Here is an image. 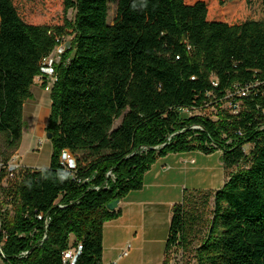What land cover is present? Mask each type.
Masks as SVG:
<instances>
[{"label": "trees", "instance_id": "obj_1", "mask_svg": "<svg viewBox=\"0 0 264 264\" xmlns=\"http://www.w3.org/2000/svg\"><path fill=\"white\" fill-rule=\"evenodd\" d=\"M13 1L0 0V164L20 147L42 59L73 38L53 69L49 167H22L6 189L0 167L12 208L0 209V260L63 264L72 236L74 264H103V227L122 215L110 204L141 190L159 158L220 152L224 170L243 168L202 197L213 198V219L193 263L264 264V0H117L111 25L109 0H63L75 16L56 26L25 23ZM192 107L215 114L179 112ZM64 151L74 170L61 165ZM198 193L173 206L162 264L191 246Z\"/></svg>", "mask_w": 264, "mask_h": 264}, {"label": "rangeland", "instance_id": "obj_2", "mask_svg": "<svg viewBox=\"0 0 264 264\" xmlns=\"http://www.w3.org/2000/svg\"><path fill=\"white\" fill-rule=\"evenodd\" d=\"M185 2H189V0H185ZM13 3L19 16L27 24L56 26L62 25L65 19L73 21L75 16L74 11L64 13L63 0H14ZM116 6L117 0H109L107 21L110 25L116 18ZM43 85L36 78L31 87L32 97L25 103L23 109L24 128L21 144L12 156V158L18 157L21 167L37 170L49 167L52 154L51 142L46 139V127L50 113V94L43 89ZM230 108L231 104L228 103H224L222 106V109L231 110ZM200 114L214 115L215 111L212 108H206ZM212 118L214 119V116ZM118 124L119 121H116L114 127L118 126ZM249 151V147H245V152ZM188 157L193 158L195 161L194 164L187 165L185 167L186 170L179 177L178 182L182 186L179 190V195L182 201L184 194L187 196L200 192L193 195V201L198 205L201 220L195 225V236L192 238L191 246L184 251L178 246L171 248L168 253V264H194L192 260L193 253L205 240L213 219V198L211 197L205 205L202 197L209 193L213 196L214 191L207 190H214L216 187H220L222 180L226 182L231 174L243 168V165H240L223 172L221 154L219 152L212 155L191 152ZM1 160L3 159L0 158ZM13 180L7 177L1 182V187L6 189L12 185ZM6 203V193L2 191L0 192V209L2 211L7 210L9 215H11L12 208ZM169 226L170 211L166 210V212L161 214V219L158 222L157 234L160 233L158 235L159 242L152 249V263L150 264H161ZM71 241L74 242V239H71ZM129 247L130 249L126 248L128 249L127 255L121 257L120 264H144L145 259L137 252L136 247L134 245Z\"/></svg>", "mask_w": 264, "mask_h": 264}, {"label": "crops", "instance_id": "obj_3", "mask_svg": "<svg viewBox=\"0 0 264 264\" xmlns=\"http://www.w3.org/2000/svg\"><path fill=\"white\" fill-rule=\"evenodd\" d=\"M190 153L169 154L159 158L144 175L143 188L130 192L118 204L121 217L105 223L103 227V264H120L121 253L127 247L130 249L131 245L145 259L144 264L152 263V249L159 242L160 233L157 234V231L161 214L169 210L171 220L173 206L181 203L179 190L182 186L178 181L185 167L190 164L187 162L194 160L188 157ZM221 183L220 187L207 191L219 190L225 184L224 180ZM163 258L164 252L162 262Z\"/></svg>", "mask_w": 264, "mask_h": 264}, {"label": "built area", "instance_id": "obj_4", "mask_svg": "<svg viewBox=\"0 0 264 264\" xmlns=\"http://www.w3.org/2000/svg\"><path fill=\"white\" fill-rule=\"evenodd\" d=\"M73 36H66L56 39L57 46L54 48V50L45 58L42 59L41 62V75L38 77V80L42 82V84L46 83L45 91L50 92V89L52 87V84L55 81L54 78V65L58 64L60 61L61 56L70 48V42L72 40ZM213 86H216L215 80L212 82ZM257 84L255 85H248L242 88H237L235 94L238 97H246L249 94V91L253 88H255ZM232 94L230 96H233ZM231 108L233 109V112H235L238 109V104H235L234 106L231 105ZM180 114L184 117H194V116H201L200 113L202 111L200 109H196L194 107L192 108H183L179 110ZM197 129L198 127H194ZM241 135L240 133H238ZM245 147H249V150L251 149V145H246L243 147L244 154H248L249 152H245ZM12 158V157H11ZM18 157H13L10 159V161L6 165L0 164V167L5 168L7 177L12 179L14 175L22 168L19 165V161L17 159ZM60 163L63 166V168L67 171L74 170L75 169V160L72 157V155L68 151H64L60 158ZM190 164H194V160H190ZM45 222H47L45 220ZM46 225V223H45ZM129 249V248H128ZM122 252L121 257L127 255V251ZM80 252V245L75 246L74 242H69V248L67 251L63 253V264H74L77 256ZM1 264H6L3 260H0Z\"/></svg>", "mask_w": 264, "mask_h": 264}, {"label": "water", "instance_id": "obj_5", "mask_svg": "<svg viewBox=\"0 0 264 264\" xmlns=\"http://www.w3.org/2000/svg\"><path fill=\"white\" fill-rule=\"evenodd\" d=\"M46 139H47V140H51V139H52V135L49 134V133H47V134H46ZM116 205H118V202H117V201L114 202V203H112V204H110V205L108 206V209H109V210H113L114 207H115Z\"/></svg>", "mask_w": 264, "mask_h": 264}]
</instances>
